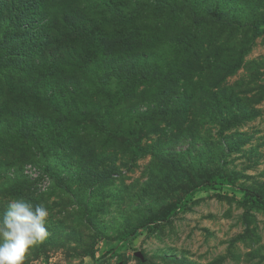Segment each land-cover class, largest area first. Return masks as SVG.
<instances>
[{"label": "rangeland", "instance_id": "rangeland-1", "mask_svg": "<svg viewBox=\"0 0 264 264\" xmlns=\"http://www.w3.org/2000/svg\"><path fill=\"white\" fill-rule=\"evenodd\" d=\"M255 22L264 0H0V212H49L24 264H264Z\"/></svg>", "mask_w": 264, "mask_h": 264}, {"label": "clouds", "instance_id": "clouds-1", "mask_svg": "<svg viewBox=\"0 0 264 264\" xmlns=\"http://www.w3.org/2000/svg\"><path fill=\"white\" fill-rule=\"evenodd\" d=\"M48 209L23 198L11 199L0 212V264H24L28 250L43 242Z\"/></svg>", "mask_w": 264, "mask_h": 264}, {"label": "trees", "instance_id": "trees-1", "mask_svg": "<svg viewBox=\"0 0 264 264\" xmlns=\"http://www.w3.org/2000/svg\"><path fill=\"white\" fill-rule=\"evenodd\" d=\"M57 2H60V0H56ZM253 27H254V33L255 34H261V33H264V28H259V24L257 22H255L253 24ZM133 149H134V152L136 153H140V148L134 143L133 145ZM24 165V164H23ZM21 165L20 167H18L17 169H15V175L16 177H21V178H25L27 179L26 177H24L22 174H21V168L22 166ZM43 171V170H42ZM44 172V171H43ZM45 173V172H44ZM47 174V173H46ZM48 175V174H47ZM49 176V175H48ZM35 184L34 181H31ZM197 187V185H194L192 187V190H195ZM245 199H248L249 201H251L252 203H255L257 205H260V206H264V195L260 192V191H251V190H245ZM174 213L173 212H167L165 215L163 216H160L159 218H157L155 221L152 220V221H147V222H143L142 224H140L139 226H136L134 228H132L128 234H127V238H133L137 233H139L140 231H146V230H149L151 229L153 226H156L157 225V222L159 221H163V220H168L170 219V217L173 215ZM90 257H93V253L91 252L90 254Z\"/></svg>", "mask_w": 264, "mask_h": 264}, {"label": "built area", "instance_id": "built-area-1", "mask_svg": "<svg viewBox=\"0 0 264 264\" xmlns=\"http://www.w3.org/2000/svg\"><path fill=\"white\" fill-rule=\"evenodd\" d=\"M14 171H10V174L14 175ZM21 174L27 179L34 181L35 185L39 189H46L50 185L49 176L36 167L34 164L26 163L21 168Z\"/></svg>", "mask_w": 264, "mask_h": 264}]
</instances>
